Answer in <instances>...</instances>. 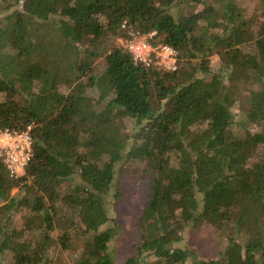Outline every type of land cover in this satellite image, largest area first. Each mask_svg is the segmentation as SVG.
Returning a JSON list of instances; mask_svg holds the SVG:
<instances>
[{
	"label": "trees",
	"instance_id": "1",
	"mask_svg": "<svg viewBox=\"0 0 264 264\" xmlns=\"http://www.w3.org/2000/svg\"><path fill=\"white\" fill-rule=\"evenodd\" d=\"M184 1L0 0V127H31L34 152L17 178L0 158V264H118L127 163L141 205L123 264H264V0ZM130 30L177 69L135 62ZM102 77L111 96L91 97ZM189 226L212 231L216 259L177 246Z\"/></svg>",
	"mask_w": 264,
	"mask_h": 264
},
{
	"label": "rangeland",
	"instance_id": "2",
	"mask_svg": "<svg viewBox=\"0 0 264 264\" xmlns=\"http://www.w3.org/2000/svg\"><path fill=\"white\" fill-rule=\"evenodd\" d=\"M190 0H186L182 3H188ZM240 5L245 6L249 12L254 11L257 7L259 0H236ZM12 12V11H10ZM177 14V13H176ZM5 15V14H4ZM118 43L122 44L121 39H118ZM222 56L213 55L211 58L214 66L220 64ZM94 74L98 76L105 72V61L103 59L97 61L94 65ZM90 96L96 99H100L102 96L109 98L111 87L105 77H102L96 87L90 89ZM237 118L240 117V111L237 106L234 108ZM242 116V115H241ZM243 117V116H242ZM129 129H133V120L127 119ZM140 166L138 163H127L126 174H119V191L115 194V198L110 196L109 211L112 218L115 221L109 223V228H113L114 237L110 244L111 251L118 264H123L129 256L135 251L134 243L137 242V217L141 205V187L137 182V171ZM18 189L13 190L12 195H15ZM124 196V199L117 200ZM182 248H188L196 257H203L207 259H216L221 252L222 247L219 245L218 240L214 237L212 231L209 228H202L200 230L193 231L190 226L186 228L183 233L182 241L177 245ZM57 249H52L51 258L54 260L58 256ZM62 258L65 261H60L58 264H66L70 262L71 258L68 253H63ZM3 260L0 257V262ZM155 259L149 258L147 264H154ZM57 264V263H55Z\"/></svg>",
	"mask_w": 264,
	"mask_h": 264
},
{
	"label": "built area",
	"instance_id": "3",
	"mask_svg": "<svg viewBox=\"0 0 264 264\" xmlns=\"http://www.w3.org/2000/svg\"><path fill=\"white\" fill-rule=\"evenodd\" d=\"M126 27V24L123 25ZM129 37L121 39L123 45L133 55L135 62L148 67L161 68L167 72L177 69V55L169 45H153L147 35L128 31ZM152 37V36H151ZM33 152L31 127L25 131H12L0 127V158L11 177L17 178L25 173Z\"/></svg>",
	"mask_w": 264,
	"mask_h": 264
}]
</instances>
